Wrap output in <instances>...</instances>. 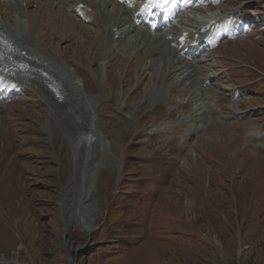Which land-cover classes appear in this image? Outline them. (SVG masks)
Wrapping results in <instances>:
<instances>
[{
  "label": "rangeland",
  "instance_id": "1",
  "mask_svg": "<svg viewBox=\"0 0 264 264\" xmlns=\"http://www.w3.org/2000/svg\"><path fill=\"white\" fill-rule=\"evenodd\" d=\"M221 3L206 0L228 25L244 11L242 36L206 57L201 67H215L195 72L206 88L195 91L168 73L146 90L137 60L97 44L96 29L68 35L39 15L31 36L62 57L48 63L78 107L14 99L8 125L0 107V264H264V0ZM82 93L106 143H86L76 174L81 151L68 140L79 126L64 135L54 111L86 113Z\"/></svg>",
  "mask_w": 264,
  "mask_h": 264
},
{
  "label": "bare ground",
  "instance_id": "2",
  "mask_svg": "<svg viewBox=\"0 0 264 264\" xmlns=\"http://www.w3.org/2000/svg\"><path fill=\"white\" fill-rule=\"evenodd\" d=\"M89 1H91L90 3L92 4L93 9H94V13L96 16L95 21L97 18L99 19L100 22L102 21V25L99 22H97V23L94 22V24L97 27L101 28L100 34H99V30L96 29L97 44H110L108 42L107 38H111L110 41L113 44H110V45L114 46V48H117L118 50L122 51L124 54L128 55L129 58L137 60V62L140 64V66H139L140 73L142 75L144 74L147 76L148 85L145 87L146 90H148L151 87V85L153 83V80H152L153 76H157L158 80H159L161 75H163V73H167V72H169V75H171L175 79H178V80L183 81L185 83L188 82V86H187L188 88L187 89L189 91L190 90L195 91V90L206 89L202 85V82H200L201 78L198 77V79H195V76H194L195 72L197 74L198 73H208V68L201 67L202 61L197 64L194 60L186 61L177 55L174 56L175 60L174 59L171 60V56H172L171 53H173L172 50L166 46H161V45L156 44V43H160L161 42L160 40L151 39L149 37H148V40L151 41V43L153 45H143V46L138 45V47H137L136 43H131L134 46V48L137 47V51H135L133 54H131V52L127 48V45H129V44H127L128 39L126 40L127 45L125 44L124 46H119L118 44H116L117 42L113 38V34L115 32H111L114 28H116L118 30L119 27L122 26V23L120 22V20H118L115 17V15H110L109 18H108V16L104 17V15L102 14V11H100V8H96V4H95L96 0H89ZM101 1L106 6L109 3L107 0H101ZM43 2L44 3H50V6L47 10H44V9H42V10L44 12H46L45 13L46 15L54 16L57 23H59L60 27L63 30H65L66 33L74 34V33L79 31V30L78 31L73 30V28L70 24L66 23L59 16V14L57 12H54L55 11V10H53L54 0H43ZM116 5L121 6L119 4H116ZM1 12H2V10H1ZM219 12H221V10H219ZM39 14L37 16V13H35L33 15L28 16V18H27V21L29 24L28 25V30H29L28 32H29L30 37H32L31 36L32 31L40 29L39 28ZM4 15H6V13H4ZM125 19H126V22L128 23V25L126 27L127 33L131 34L133 31H132V29H130L131 26H130L129 18L127 17ZM208 19H214V17H208L207 20ZM207 20L203 21V23H206ZM218 20H220V19H218ZM3 22L5 24L11 23V25H14L11 15L9 17H5ZM106 24H107V26H104ZM0 27H2V26L0 25ZM148 34L152 38L157 36L156 34H151L150 32H148ZM207 35H208V32L206 30V25H205L203 30H201L199 32V36L197 38H195V40L198 41V43H201L202 41H204V37ZM119 37H120V35H119ZM215 37H217L216 34H215ZM33 38L37 39L38 37H33ZM23 39H22L21 43L25 42V40H23ZM172 40L173 39H171L170 42ZM136 41H137V39H136ZM17 42L19 43V39L17 40ZM21 43H19V44H21ZM228 43H230V42H228ZM19 44H17L16 42H15V44H14V42H9V39H7V38L5 39V42H4L3 41V34L0 33V73L6 71L7 73H10L11 78L13 77L14 79H17L18 81L22 82L23 84H27L29 86L35 85V78L36 77L33 75L36 73V71L40 72L43 78H51V79H57L58 78L57 80L61 79L60 80L61 83L68 90L67 101H66V99H64V101H57L56 97L54 96V93L52 91H51V94H52L51 95L50 92L48 91V89H46V88L41 89L40 86L39 87H33L34 89H37V91H38V92L35 91L36 95H38L40 97L47 96L50 105H52L51 102H53L55 105H57V107H60V108H62V107L70 108L72 106L77 108L78 105H77V101H76V95H75V92H74V89H73L71 82L66 77H64L63 75L60 76V74L56 71L59 74V77H60L59 78L54 70L47 68L46 65H44L40 59H38L37 51H33L32 49H30L32 47L29 46V48H27V47L22 46V45H21L22 46L21 47V46H19ZM172 44L174 46L177 45L176 43H172ZM189 48H188V51H190ZM158 49H164L163 53H158L157 52ZM141 50L144 52V54H137V52L141 53ZM21 51H23V52L21 53ZM107 53L108 52H105L102 55L104 56ZM54 55L55 54L51 52V56H54ZM59 56H60V54H59ZM156 56H160V58H154ZM99 57H101V55ZM193 57L195 58V56H193ZM216 65L221 66V60L220 59H219V63ZM104 66H105V68H107L106 65H104ZM204 66H208V65L206 64ZM210 66L211 65H209L208 67H210ZM214 67L215 66L211 67L212 70H214ZM139 71L137 72V74L139 73ZM203 75H205V74H203ZM189 83L191 84V86H189ZM197 84H200V85L197 86ZM5 86L6 85H0V94H3L4 91L6 90ZM78 87H80V84L77 85V88ZM13 88H17V85L16 84L13 85ZM82 89H83V93L86 94L83 87H82ZM149 90H151L154 93V92H156V87L153 86ZM13 91L14 90L11 89V90H8L7 93L10 94ZM76 93H77V91H76ZM83 93L80 95L81 99L86 98V99L90 100V102H88V104L84 103L86 111L88 110L86 113H85V111H82L81 116H79L76 113H72L71 115H69V117L66 116V119L64 120L60 117V115H58V113H56L54 111L56 119H58V121L63 120L60 123V125L63 128L64 135L66 132L65 128H69L70 126H79V128L77 130H74V133L72 134L73 140L70 141L66 138L71 144H72V141H74V144H73L74 148L76 150L81 151V155H79L80 156L79 158L76 154L73 153L74 154L73 155V159H74L73 172L76 174L78 173V169H80V165L82 163V160H83V162L84 161L86 162L87 159H90V157H88L89 154H88V148H86V143H89V144L94 143V144H97L96 146H100V144H101L102 147L106 143L105 140L103 141L102 137L100 138L101 132H95V128H96L95 122L92 120V118H95L97 116L96 113H94L96 99L89 98ZM48 95H50L52 98H50ZM90 97H93V96H90ZM120 97H122V100L124 102H126L127 98H126L125 94L121 95ZM8 105H10V104H8ZM7 114L11 118H13V116H16L14 114L13 110H11V112L7 113ZM16 117L19 118L18 116H16ZM77 124H79V125H77ZM30 129H31V131L36 133L35 130H33L32 128H30ZM185 132L186 131H184V133ZM186 134H188V133H186ZM23 140H25V139H23ZM13 141L14 140H12V143L15 142V141L14 142ZM97 141H100V142L98 143ZM24 143H25V145H28V143H26L25 141H24ZM27 148L28 147H25V149H27ZM63 180H65V177L63 178ZM85 229H87V228L85 227Z\"/></svg>",
  "mask_w": 264,
  "mask_h": 264
}]
</instances>
